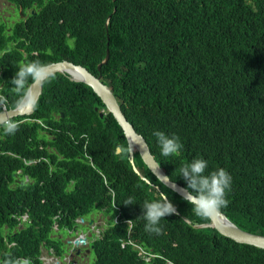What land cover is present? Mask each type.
I'll return each mask as SVG.
<instances>
[{
  "label": "trees",
  "instance_id": "16d2710c",
  "mask_svg": "<svg viewBox=\"0 0 264 264\" xmlns=\"http://www.w3.org/2000/svg\"><path fill=\"white\" fill-rule=\"evenodd\" d=\"M10 1L35 13L9 30L0 23L6 107L21 100L11 80L25 62L66 59L100 73L171 180L186 186L177 174L196 158L208 162L205 174L225 169L232 183L222 212L264 235V0ZM53 75L33 112L11 118L18 131L0 128V264H42V250L62 256L54 226L76 230V219L94 211L109 218L91 242L93 264H264V249L193 227L209 220L162 184L136 149L135 165L148 181L127 151L116 154L127 141L93 89ZM155 130L179 137L178 156L160 154ZM18 169L30 183L12 187ZM154 185L178 210L161 219L160 234L146 231L141 216V205L159 196ZM129 199L136 202L124 204ZM126 240L154 256L146 262L121 245Z\"/></svg>",
  "mask_w": 264,
  "mask_h": 264
},
{
  "label": "clouds",
  "instance_id": "9594fccd",
  "mask_svg": "<svg viewBox=\"0 0 264 264\" xmlns=\"http://www.w3.org/2000/svg\"><path fill=\"white\" fill-rule=\"evenodd\" d=\"M16 67L17 71L15 72L11 80V84L13 85L11 88H13L17 94H20L22 100L26 99L27 102L30 103L33 108H35L37 101L30 95L31 85L39 82L41 86H43L44 84L49 83L52 79H54V75L51 73H46V66L39 61H28L23 64L17 65ZM6 105L7 98L5 96H0V110L7 109L8 107H6ZM27 119L28 118L24 120ZM0 128L3 129V132L6 135H13L16 131H18L19 124L11 118L0 119ZM153 135L157 138V145L160 154L163 157L178 156L180 154V150L182 149L183 145L180 142L178 136H168L164 132L159 130H155L153 132ZM126 151L128 153H131L133 149L131 146H129L127 149L118 146L115 149L116 154H122ZM207 168L208 162L205 159L196 158L188 163H185L180 168L177 175L182 176L186 182V186H184L186 189L183 192L182 198L192 206L191 210L193 211V213L201 219L211 220L213 216L219 213L221 208L226 207L229 203V201L226 199V195L230 191L232 177L223 168H218L205 174ZM21 173V169H18L16 172L12 173L14 178L19 179L15 180V182L19 183L23 180L24 182L29 184L30 182L28 181V176L24 175V177H20L19 174ZM168 180L169 179H167L166 181ZM155 186L156 185H154V187ZM156 189L159 192L158 198L152 201H145L141 205L143 209L141 216L146 221V231L150 233L160 234L162 231L161 227L159 226L161 219H164L165 216L178 213V210L176 209L175 205L168 199V194L166 192H162L159 187ZM135 202L136 201L129 199L124 204H133ZM94 212L96 213L98 211ZM94 212H92L90 215V219L92 220V222L89 223V220L87 222L88 225L92 226V228L93 226H95V223L97 224V222H95L92 218ZM26 217L27 215H24L23 220H26ZM184 218L189 220V218L187 217H183V219ZM76 221L85 223L84 218L81 217H78ZM128 222H130V220ZM83 235L86 236L84 233ZM72 238L73 236L69 237V239ZM91 242L92 241H88L86 237V244L89 245V251L92 249L90 247L92 246ZM125 244H130L137 251L138 255L141 256L146 262H148L150 258L154 256V254H148L140 244L134 243L131 240H126L121 243L122 246H124ZM50 251L53 253L54 259L50 261L49 264H54L55 262L60 261L61 256L55 254L53 249H50ZM41 256L42 253L40 254L42 264H47ZM63 260L68 261L67 257L65 256H63ZM93 262L91 263L90 261V264H93Z\"/></svg>",
  "mask_w": 264,
  "mask_h": 264
},
{
  "label": "water",
  "instance_id": "95a60500",
  "mask_svg": "<svg viewBox=\"0 0 264 264\" xmlns=\"http://www.w3.org/2000/svg\"><path fill=\"white\" fill-rule=\"evenodd\" d=\"M115 8L113 9V11ZM109 16L107 17L108 21ZM106 21V25H107ZM109 54L108 48L106 47V52L104 57L98 62L96 69L99 71L101 66L107 63ZM46 73H61L68 76L71 81L74 82H83L90 86L93 91L100 97L105 108L112 113L120 127L122 128L123 134L127 141V146H131L133 151L128 153V159L132 165L133 170L142 178L148 181L134 162V149L137 150L141 160L147 166V168L155 175V177L165 186L175 191L179 196L182 197L184 190L186 189L183 185L171 180L169 176L165 173L160 164L156 161L145 138L139 134L133 127V125L127 120L124 113L121 110L120 104L117 101V98L113 94L109 86L102 81V75L99 73L94 75L86 67L81 64H75L72 61L63 59L60 61L50 62L45 64ZM42 92V86L39 82L31 85L30 95L37 101ZM34 108L26 99L20 100V102L11 108L1 109L0 110V119H10L17 117L19 115H30L33 112ZM97 110V108H95ZM103 115V110L99 112V116ZM167 177V178H165ZM169 179L168 181H166ZM19 183H22L20 181ZM158 188V186H155ZM221 211V210H220ZM212 217L211 220L207 223H202L200 225H194L193 227H210L217 230L220 234L225 237H228L235 242L246 243L258 248L264 249V236L254 234L252 232L246 231L238 227L233 221H231L222 211ZM184 220L188 223L190 221L186 218ZM92 220H89L91 223ZM86 244V236L78 235L72 239L65 241V248L62 252L63 256L67 257L69 260L71 252L75 250L76 253L80 252V246ZM92 248V246H90ZM171 264V263H169Z\"/></svg>",
  "mask_w": 264,
  "mask_h": 264
},
{
  "label": "flooded vegetation",
  "instance_id": "af4514ba",
  "mask_svg": "<svg viewBox=\"0 0 264 264\" xmlns=\"http://www.w3.org/2000/svg\"><path fill=\"white\" fill-rule=\"evenodd\" d=\"M34 6H36V2H33ZM21 7L16 8L15 4L10 1V0H0V23L3 22L5 24H7V22L11 21V20H7V18H10L11 16H16L17 18L12 19L13 22L15 23L16 21H18L20 18L25 19L28 16V13H35L34 8H29L27 7L25 9V12L22 13ZM7 30L10 29V26L6 27ZM48 136V134H47ZM17 176V174H16ZM15 180H19L17 178H14V183L12 185V187H16V182ZM23 181V180H22ZM24 182V181H23ZM95 228L100 229V224L97 222L96 226H90V230L95 233L97 232V237L100 236V231L96 230ZM76 230H72V229H58L56 226H54L53 231L51 232V236L52 237H56L59 238L61 241H63V243L65 244V241L69 239L70 236H73L74 234H76V236L78 235H83V232L81 231L80 233H75ZM71 233H73V235H71ZM90 234V233H89ZM75 236V237H76ZM74 238V236H73ZM65 248V245H64ZM89 245L85 244V245H81L80 246V252L76 253L75 250L71 252L70 258L68 261L63 260V256H61L60 261L55 262L54 264H90V260L88 257L89 254Z\"/></svg>",
  "mask_w": 264,
  "mask_h": 264
},
{
  "label": "rangeland",
  "instance_id": "374dc122",
  "mask_svg": "<svg viewBox=\"0 0 264 264\" xmlns=\"http://www.w3.org/2000/svg\"><path fill=\"white\" fill-rule=\"evenodd\" d=\"M14 18H17L16 16H11L10 18H7V20H11L9 22H7L6 27L7 26H10L13 25V20ZM3 51H0V54L2 53ZM1 73V72H0ZM26 119V118H25ZM90 215H86V216H83L81 218H84L85 220V223L79 221V222H76V231L75 233H80L81 231L86 235L87 237V240L88 241H92L95 237H97V232L93 233L91 230H90V225H88V220H90ZM92 218L95 222H99L100 224V229L98 228H95L96 230L100 231L102 228L105 227V225L108 223V216H105L102 212H94L93 215H92ZM67 229V228H65ZM5 230H2L1 233L3 234ZM90 233V234H89ZM73 236H76V234H74ZM42 257V256H41ZM88 257H89V260L91 261V263L93 262L94 260V254H93V251L92 249L90 250L89 254H88Z\"/></svg>",
  "mask_w": 264,
  "mask_h": 264
},
{
  "label": "crops",
  "instance_id": "0c3cea01",
  "mask_svg": "<svg viewBox=\"0 0 264 264\" xmlns=\"http://www.w3.org/2000/svg\"><path fill=\"white\" fill-rule=\"evenodd\" d=\"M96 226V223H95ZM42 259L45 260V263L49 264L50 261L54 259L53 253L51 251L42 250Z\"/></svg>",
  "mask_w": 264,
  "mask_h": 264
},
{
  "label": "built area",
  "instance_id": "2783aa9c",
  "mask_svg": "<svg viewBox=\"0 0 264 264\" xmlns=\"http://www.w3.org/2000/svg\"><path fill=\"white\" fill-rule=\"evenodd\" d=\"M0 96H2V95L0 94Z\"/></svg>",
  "mask_w": 264,
  "mask_h": 264
},
{
  "label": "bare ground",
  "instance_id": "6f19581e",
  "mask_svg": "<svg viewBox=\"0 0 264 264\" xmlns=\"http://www.w3.org/2000/svg\"><path fill=\"white\" fill-rule=\"evenodd\" d=\"M35 162V161H34Z\"/></svg>",
  "mask_w": 264,
  "mask_h": 264
}]
</instances>
